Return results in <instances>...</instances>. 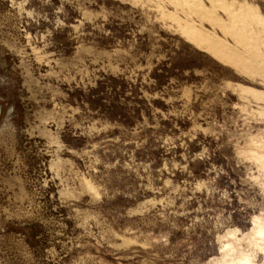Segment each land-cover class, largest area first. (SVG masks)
Returning <instances> with one entry per match:
<instances>
[{
  "label": "rangeland",
  "instance_id": "rangeland-1",
  "mask_svg": "<svg viewBox=\"0 0 264 264\" xmlns=\"http://www.w3.org/2000/svg\"><path fill=\"white\" fill-rule=\"evenodd\" d=\"M0 264H264V0H0Z\"/></svg>",
  "mask_w": 264,
  "mask_h": 264
}]
</instances>
